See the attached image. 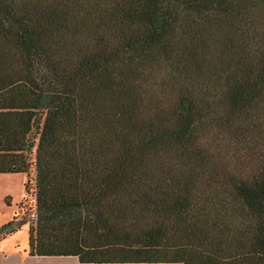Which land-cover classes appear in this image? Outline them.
Wrapping results in <instances>:
<instances>
[{
    "label": "trees",
    "instance_id": "1",
    "mask_svg": "<svg viewBox=\"0 0 264 264\" xmlns=\"http://www.w3.org/2000/svg\"><path fill=\"white\" fill-rule=\"evenodd\" d=\"M33 167L21 263L264 264V0H0V174Z\"/></svg>",
    "mask_w": 264,
    "mask_h": 264
},
{
    "label": "rangeland",
    "instance_id": "2",
    "mask_svg": "<svg viewBox=\"0 0 264 264\" xmlns=\"http://www.w3.org/2000/svg\"><path fill=\"white\" fill-rule=\"evenodd\" d=\"M34 158V150L32 151ZM29 182L26 193L25 185ZM27 224L15 228L12 232L3 231L13 224L15 217ZM36 170L33 167L29 174H0V264H41L38 259L21 263V258H28L29 231L28 223L36 220ZM21 252V253H20ZM69 263V262H68ZM61 262L57 264H68ZM56 264V263H55ZM76 264H79L76 262Z\"/></svg>",
    "mask_w": 264,
    "mask_h": 264
},
{
    "label": "crops",
    "instance_id": "3",
    "mask_svg": "<svg viewBox=\"0 0 264 264\" xmlns=\"http://www.w3.org/2000/svg\"><path fill=\"white\" fill-rule=\"evenodd\" d=\"M25 252V251H24ZM24 252L21 254L22 256H26V255H24ZM21 253V252H20ZM22 256H20L21 258H25V257H22Z\"/></svg>",
    "mask_w": 264,
    "mask_h": 264
}]
</instances>
